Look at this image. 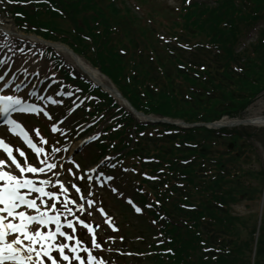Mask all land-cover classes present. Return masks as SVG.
<instances>
[{
	"label": "snow or ice",
	"instance_id": "6c2138e0",
	"mask_svg": "<svg viewBox=\"0 0 264 264\" xmlns=\"http://www.w3.org/2000/svg\"><path fill=\"white\" fill-rule=\"evenodd\" d=\"M3 79L4 76H0V80ZM4 88L8 89V83L4 84ZM48 99H51V97H48ZM18 105H22L24 111H37L40 107L39 105H28L19 95L0 94V112L5 114L10 111L15 112ZM8 122L12 125L10 130L13 132L19 131L25 142L37 153L45 151L44 148L37 146L18 120L9 116ZM53 129L55 130V125H53ZM43 139L41 137V140ZM0 147L5 150L11 162L15 164L16 170H18V172L14 171L4 159H0V264H61L60 260L53 255L54 250H58L60 258L66 261L67 264H72L73 259L79 261V264H85L84 257L80 255L72 257L65 252L66 248L73 253L78 252L77 245L82 243L79 239L76 240L75 245L53 243L57 234H62L68 239H73V237L69 236L67 232H62V223L59 218L69 209L65 208L64 213L57 210L55 215L49 214L57 208L55 202L46 199L57 197L56 192L46 191V185L50 184L51 181L45 179L42 183L37 184L35 180L39 177L24 175V173H44L49 165L45 164L43 167L33 166L27 162L23 150L17 148L16 151L25 159V163L21 164L16 155L13 154V146L6 143L2 137H0ZM56 183L61 184L63 187L61 181L57 180ZM22 189H27V191H22ZM33 191L40 194L38 198H30ZM64 191L66 192L67 189H64ZM77 191H79L78 188ZM37 199L41 201L40 204L37 203ZM68 199L65 196V201ZM72 203L75 204V201H72ZM22 205H26L27 209L35 211L18 210L21 209ZM76 206L83 208V205L77 204ZM136 210L141 211L139 207ZM51 221H55L54 231L51 228L47 231L41 230L43 226L48 225ZM65 223L72 225L71 220H67ZM80 223L84 224L85 222L81 220ZM88 228L93 231V247L100 246L91 225H88ZM87 251L89 253L88 261H96L97 258L91 254V249H87ZM98 264H105V262L100 259Z\"/></svg>",
	"mask_w": 264,
	"mask_h": 264
},
{
	"label": "trees",
	"instance_id": "16d2710c",
	"mask_svg": "<svg viewBox=\"0 0 264 264\" xmlns=\"http://www.w3.org/2000/svg\"><path fill=\"white\" fill-rule=\"evenodd\" d=\"M243 6H246V12L249 13V7L247 4H244L243 1L239 0ZM242 7V6H241ZM255 9H264V0H256L254 3ZM236 8V4L234 0H223V5L220 8V13L216 15L217 18H222L224 16H227L228 14L234 13V9ZM219 12V11H216ZM217 18H213L212 21L205 20V25H208L209 27H212L213 33L218 36L219 39H223L225 34H232L237 28V24L235 23L232 28L230 27L228 30H224L222 27H220V21ZM225 31V32H224ZM264 48V45H263ZM99 60L101 64H110V61L114 58L112 55H106V54H98ZM260 58V64H255L256 62H250L248 64L249 70H248V75L245 78H242L235 83H240L241 86L239 87V90H245L250 89H259L264 86V58L261 57L259 54ZM230 78V77H229ZM228 89V90H227ZM221 92L225 95V97H231L233 93L235 92L234 90L229 88V85L226 86V88L221 89Z\"/></svg>",
	"mask_w": 264,
	"mask_h": 264
},
{
	"label": "rangeland",
	"instance_id": "374dc122",
	"mask_svg": "<svg viewBox=\"0 0 264 264\" xmlns=\"http://www.w3.org/2000/svg\"><path fill=\"white\" fill-rule=\"evenodd\" d=\"M162 1L165 2V3L172 4L175 0H162ZM4 20H7L10 23H12L11 19H9V18L8 19H4ZM251 132L254 133L256 139H258L261 135H263V133L262 132H259V130H257V129H252ZM254 141H255L256 147L259 150L260 157L262 158V161L264 162V148L259 144L258 141H256V140H254ZM245 205H246V203H244L243 205H241L239 207V211L240 212H246V211H248V210H246V206ZM252 206L256 210L257 204L256 203H253Z\"/></svg>",
	"mask_w": 264,
	"mask_h": 264
},
{
	"label": "bare ground",
	"instance_id": "6f19581e",
	"mask_svg": "<svg viewBox=\"0 0 264 264\" xmlns=\"http://www.w3.org/2000/svg\"><path fill=\"white\" fill-rule=\"evenodd\" d=\"M86 63V62H85ZM87 64V63H86ZM88 65V64H87ZM91 66H86L85 69L95 78H97L98 80H101L99 77V73L97 72L96 69H90ZM92 68V67H91ZM258 104L260 105V107L258 108L257 111L251 113L250 117L253 118L252 122L254 123H264V117H262V110L264 109V102L259 101Z\"/></svg>",
	"mask_w": 264,
	"mask_h": 264
}]
</instances>
